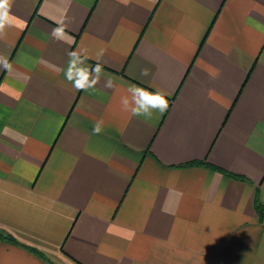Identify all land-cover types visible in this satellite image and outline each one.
<instances>
[{"label":"crops","instance_id":"1","mask_svg":"<svg viewBox=\"0 0 264 264\" xmlns=\"http://www.w3.org/2000/svg\"><path fill=\"white\" fill-rule=\"evenodd\" d=\"M11 15L0 231L17 242L0 238V264H264V0H13ZM79 49L93 67L104 49L87 91L64 76ZM133 83L166 90L167 111H123Z\"/></svg>","mask_w":264,"mask_h":264},{"label":"clouds","instance_id":"2","mask_svg":"<svg viewBox=\"0 0 264 264\" xmlns=\"http://www.w3.org/2000/svg\"><path fill=\"white\" fill-rule=\"evenodd\" d=\"M119 3L127 6L130 0H119ZM12 5L13 0H0V39L5 36L6 29L13 26L12 22L15 17L11 15ZM66 27L67 25L61 22L57 28L53 29V37L63 39L66 35ZM103 55L104 49H101L95 56L97 63L93 67L87 63L92 57L86 49L68 52L64 76L76 91H87L99 83L104 76L103 65L99 62ZM11 67L8 57L0 54V70H10ZM140 75L148 77L150 69H141ZM105 86L108 88L113 86L111 78L106 80ZM126 92L127 94L121 97L120 104L122 110L130 113L132 117H143L150 120L154 113L163 114L169 107L168 93L164 89L157 88L155 91H150L148 88L133 83L128 85ZM103 124L102 119L98 120L93 127V134L99 135L103 131Z\"/></svg>","mask_w":264,"mask_h":264},{"label":"trees","instance_id":"3","mask_svg":"<svg viewBox=\"0 0 264 264\" xmlns=\"http://www.w3.org/2000/svg\"><path fill=\"white\" fill-rule=\"evenodd\" d=\"M201 163H204L207 166H210V167H212L214 169H218V170H220V171H222L224 173L231 174L228 171H226L225 169H221L220 167L214 166V165H212V164H210V163H208L206 161H196V162H193L192 164L195 165V164H201ZM237 176L240 177V178H243V176H239V175H237ZM255 206L257 207L258 212L263 216L264 215V207H263L258 195H257V198H256V205ZM0 238H5V239H8V241L17 242L15 240V238L12 237L10 234H4L2 231H0Z\"/></svg>","mask_w":264,"mask_h":264}]
</instances>
